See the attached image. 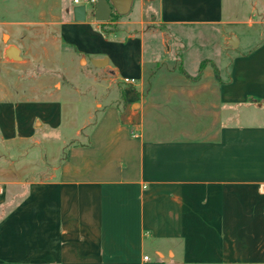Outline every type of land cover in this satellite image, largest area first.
<instances>
[{
	"label": "crops",
	"instance_id": "0c3cea01",
	"mask_svg": "<svg viewBox=\"0 0 264 264\" xmlns=\"http://www.w3.org/2000/svg\"><path fill=\"white\" fill-rule=\"evenodd\" d=\"M77 1L0 0V36L32 45L0 52V264H264V39L230 47L223 0H121L123 15L106 0L105 20ZM188 27L217 33L222 56L187 69ZM88 64L79 119L59 98Z\"/></svg>",
	"mask_w": 264,
	"mask_h": 264
},
{
	"label": "rangeland",
	"instance_id": "374dc122",
	"mask_svg": "<svg viewBox=\"0 0 264 264\" xmlns=\"http://www.w3.org/2000/svg\"><path fill=\"white\" fill-rule=\"evenodd\" d=\"M65 2H72V0H64ZM91 6L87 5V17L91 16ZM135 14V7L130 11L129 15ZM115 20V19H113ZM153 22V21H152ZM146 28L149 31L148 43H151L154 47V51L159 53L160 56L165 55L166 53V45H170V38L166 35L168 30H163L164 28L160 24L151 23ZM220 27V28H219ZM223 28V29H222ZM216 30L219 32H223L226 35H232L235 38H238L241 41L240 48L238 51H246L251 49L257 43L264 39V0H223V20L221 26H218ZM221 30V31H220ZM187 33H189L186 38L184 44L186 47V51L184 54V62L187 66V69L193 70L194 68V57L196 54H206V55H219L222 56L221 51L219 49L220 43L222 39L216 33V35H206L204 31L199 29L198 27H188ZM152 32V33H151ZM2 40L0 38V52L4 46L8 45H18L23 49V52L26 53V50L32 48L31 42L25 41L23 44L16 36H12L8 39L7 34H3ZM26 37H24L25 39ZM174 44L177 43L176 40H173ZM150 45V44H149ZM151 46L145 47V75L148 79L152 78L154 73V68L150 65V62L153 58H151ZM224 55V54H223ZM159 56V57H160ZM1 57V56H0ZM173 61L171 58L166 61ZM199 74L203 73V68L207 67V63H199ZM211 73L215 76L218 75L216 67L211 65ZM182 64L178 63L175 66V69L178 73L183 75L187 74L184 69H182ZM208 68V67H207ZM206 68V69H207ZM8 71L9 75L15 73L16 71L8 68H5ZM94 67L90 64L86 66V68L81 69V71L75 72L74 70L69 71V78H71V83L75 86V88L80 90V93H70L65 90L61 91L59 102L62 105L63 109L73 108L76 113V118H81V115L85 109L91 108L92 105L91 97L87 96L85 98L84 95H88L86 93L87 89L90 88L89 82H91V78L87 79L89 76H94L93 73ZM195 73L194 75H198ZM98 80H100V76H96ZM31 83H26V87L31 86ZM64 85V83H62ZM107 85L106 83L103 86ZM89 86V88H88ZM25 87V88H26ZM90 89L94 90L92 86ZM106 89L102 88V91ZM81 94V96H80ZM27 126H32V122H29Z\"/></svg>",
	"mask_w": 264,
	"mask_h": 264
},
{
	"label": "water",
	"instance_id": "95a60500",
	"mask_svg": "<svg viewBox=\"0 0 264 264\" xmlns=\"http://www.w3.org/2000/svg\"><path fill=\"white\" fill-rule=\"evenodd\" d=\"M121 0H114V6L115 10L120 14L123 15L127 12V9L122 8L120 5ZM129 2V0L126 1V4ZM95 7L97 9V13L103 11V15L100 16L101 20H105L108 18L110 12H111V7L107 5L106 0H97ZM86 5H77L72 8V15H73V20L75 21H83L85 19V14H86ZM104 9V10H103ZM98 16V15H97ZM98 18V17H97ZM228 44L230 47L235 48L237 40L234 36H230L228 39ZM4 58L7 60H12V61H18L21 60L20 56V50L14 46V45H9L3 52ZM106 60H92L91 63L95 67H102L105 64Z\"/></svg>",
	"mask_w": 264,
	"mask_h": 264
},
{
	"label": "built area",
	"instance_id": "2783aa9c",
	"mask_svg": "<svg viewBox=\"0 0 264 264\" xmlns=\"http://www.w3.org/2000/svg\"><path fill=\"white\" fill-rule=\"evenodd\" d=\"M94 0H91V3L93 2ZM74 3H78L77 0H74ZM134 80L132 79H125L124 82H127V83H133ZM145 260H147V256L144 257Z\"/></svg>",
	"mask_w": 264,
	"mask_h": 264
},
{
	"label": "trees",
	"instance_id": "16d2710c",
	"mask_svg": "<svg viewBox=\"0 0 264 264\" xmlns=\"http://www.w3.org/2000/svg\"><path fill=\"white\" fill-rule=\"evenodd\" d=\"M116 16V15H115ZM115 28V26H112L111 29L113 30Z\"/></svg>",
	"mask_w": 264,
	"mask_h": 264
}]
</instances>
